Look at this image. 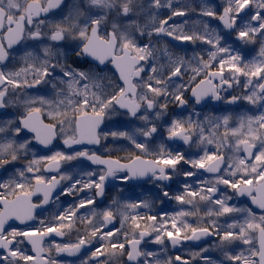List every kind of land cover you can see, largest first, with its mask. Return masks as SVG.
I'll return each mask as SVG.
<instances>
[{
	"label": "snow or ice",
	"instance_id": "1",
	"mask_svg": "<svg viewBox=\"0 0 264 264\" xmlns=\"http://www.w3.org/2000/svg\"><path fill=\"white\" fill-rule=\"evenodd\" d=\"M0 264H264V0H0Z\"/></svg>",
	"mask_w": 264,
	"mask_h": 264
},
{
	"label": "flooded vegetation",
	"instance_id": "2",
	"mask_svg": "<svg viewBox=\"0 0 264 264\" xmlns=\"http://www.w3.org/2000/svg\"><path fill=\"white\" fill-rule=\"evenodd\" d=\"M137 194H142V193L140 192V190H137ZM57 239H59V238H57ZM172 254L175 255L176 254L175 251H173ZM65 259H71V258L65 257Z\"/></svg>",
	"mask_w": 264,
	"mask_h": 264
}]
</instances>
